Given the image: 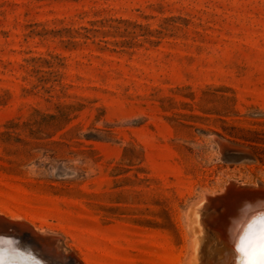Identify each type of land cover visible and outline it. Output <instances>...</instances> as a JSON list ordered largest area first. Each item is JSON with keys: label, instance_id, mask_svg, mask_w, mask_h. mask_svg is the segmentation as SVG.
Segmentation results:
<instances>
[{"label": "rangeland", "instance_id": "374dc122", "mask_svg": "<svg viewBox=\"0 0 264 264\" xmlns=\"http://www.w3.org/2000/svg\"><path fill=\"white\" fill-rule=\"evenodd\" d=\"M230 181L264 185V0H0L1 217L81 264L218 263Z\"/></svg>", "mask_w": 264, "mask_h": 264}, {"label": "bare ground", "instance_id": "6f19581e", "mask_svg": "<svg viewBox=\"0 0 264 264\" xmlns=\"http://www.w3.org/2000/svg\"><path fill=\"white\" fill-rule=\"evenodd\" d=\"M220 146L232 148L233 145L222 143ZM235 150L238 153L245 149L238 147ZM207 202L213 207L209 213L210 217L206 218L207 225H210V228L222 238L226 252L222 258L220 257V262L213 261L211 264H248L249 256L256 258L255 264H261L259 253L262 221H264V185H242L230 181L219 193L207 195ZM37 235L40 245L38 254L32 252V254L20 255L21 250H15V253L0 251V262H5L6 256L8 258L19 256L21 261L25 262L23 264H81L71 258L69 253L60 249L57 237L41 233ZM241 246L245 248L247 255L240 251Z\"/></svg>", "mask_w": 264, "mask_h": 264}, {"label": "water", "instance_id": "95a60500", "mask_svg": "<svg viewBox=\"0 0 264 264\" xmlns=\"http://www.w3.org/2000/svg\"><path fill=\"white\" fill-rule=\"evenodd\" d=\"M38 238V235L28 225L11 222L0 217V251H12L15 253V250H21L22 253L19 252L20 255L24 253L32 254V252L38 254L40 252ZM6 257V261L0 262V264L25 263L21 261L19 256H15V258Z\"/></svg>", "mask_w": 264, "mask_h": 264}, {"label": "snow or ice", "instance_id": "6c2138e0", "mask_svg": "<svg viewBox=\"0 0 264 264\" xmlns=\"http://www.w3.org/2000/svg\"><path fill=\"white\" fill-rule=\"evenodd\" d=\"M240 251L244 252L245 255H247V252H246V250H245V248L243 246H241ZM259 258H260L262 264H264V221H262ZM255 261H256L255 257L249 256L248 264H255Z\"/></svg>", "mask_w": 264, "mask_h": 264}, {"label": "clouds", "instance_id": "9594fccd", "mask_svg": "<svg viewBox=\"0 0 264 264\" xmlns=\"http://www.w3.org/2000/svg\"><path fill=\"white\" fill-rule=\"evenodd\" d=\"M261 264H262V262H261Z\"/></svg>", "mask_w": 264, "mask_h": 264}]
</instances>
